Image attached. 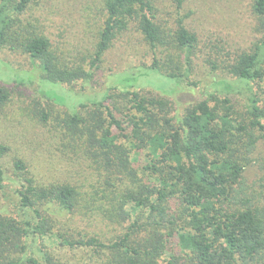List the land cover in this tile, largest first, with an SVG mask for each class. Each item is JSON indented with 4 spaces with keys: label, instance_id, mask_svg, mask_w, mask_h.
Masks as SVG:
<instances>
[{
    "label": "trees",
    "instance_id": "trees-1",
    "mask_svg": "<svg viewBox=\"0 0 264 264\" xmlns=\"http://www.w3.org/2000/svg\"><path fill=\"white\" fill-rule=\"evenodd\" d=\"M29 1L11 5L13 0H0V46L13 37H8L10 13L22 11ZM154 1L105 0L107 18L89 69L58 66L51 42L44 35L16 40L11 45H20L48 80L71 84L80 78L89 79V70L98 66L117 34L131 21L137 22L156 52L168 33L158 23ZM253 12L264 17V0H253ZM171 35L189 65L197 44L196 33L179 17ZM263 57L264 39L230 64L229 73L235 78L219 81L222 88L218 91L224 95L216 99L215 93L210 94L216 105L212 106L209 98L200 99L176 120L167 114V100L139 90H127L133 114L115 101V93H109L105 99L79 104L87 108L85 113L73 109L62 119L60 131L64 129V135L57 131L52 135L60 138L58 149H68L73 161L80 162V155L86 161L94 157L98 161H91L95 169L101 175L108 174L102 187L93 186L88 207L111 215L123 212L129 203L137 206L135 216L125 212L126 231L115 239L104 240L90 231L73 234L68 223L71 218L67 221L62 216L86 207V194L76 183L40 180L21 154L12 161L11 173L0 163V190L10 180L18 199L15 215L0 211V264H73L66 254L63 259L50 248L53 245L72 252L83 249L96 264H161L160 258L172 239L177 240L182 253L171 255L168 264H264V209L245 197L241 156L248 158L243 149L252 152L264 136V107L253 92L245 95L241 106L228 96L244 94L247 80L263 76ZM148 67L161 71L156 57ZM211 67L216 69V63ZM190 73L187 66L182 71L168 69L166 75L177 84L198 87V81L189 79ZM10 96L9 88L0 86V110ZM111 98L112 105L106 103ZM37 111L41 120H49L45 107ZM119 113L123 119L128 118L131 132ZM117 134L131 139L137 149H150L152 155L143 169L157 174L156 182H141L128 150L118 144ZM8 151L10 146L0 143V158Z\"/></svg>",
    "mask_w": 264,
    "mask_h": 264
},
{
    "label": "rangeland",
    "instance_id": "rangeland-1",
    "mask_svg": "<svg viewBox=\"0 0 264 264\" xmlns=\"http://www.w3.org/2000/svg\"><path fill=\"white\" fill-rule=\"evenodd\" d=\"M20 0H13L16 5ZM157 20L168 34L156 52L151 48L137 22L118 33L112 45L105 51L98 66L89 70V79L80 78L73 83L54 82L43 76L42 71L31 60L29 54L20 45L12 47V42L26 41L34 35H44L51 42V51L62 68L81 66L89 69L94 56L100 32L107 18L105 0H31L22 11L11 12L9 42L0 46V86H7L11 92L9 103L0 110V143L10 146V151L0 158V163L8 168L14 158L20 154L30 165V170L40 180H64L76 183L86 194V207H81L73 214L62 218L68 221L73 234L80 231L98 234L104 240L115 239L126 231L128 224L126 213L134 215L137 206L129 203L121 213L104 214L94 207H88L87 200L93 186L102 187L108 174L98 172L94 165L98 161L93 157L73 161L68 149L59 150L61 145L57 134L64 135L60 129L62 119L70 111L85 113L87 108L78 106L93 103L109 93H115V101L129 109L127 90H139L147 96L165 99L168 102V115L181 117L196 101L209 98L210 104L216 105L217 98L224 95L218 91L222 88V78L235 77L229 73V67L239 54L252 51L264 39V17L253 12V0H155ZM183 17L189 30L197 35V44L189 65L183 61L182 53L175 47L172 31L176 20ZM11 41V42H10ZM158 58V71L152 67ZM212 62L217 65L211 67ZM185 66V67H184ZM191 70L189 79L198 81V87H189L185 82L177 84L176 80L166 75L168 69L175 71ZM263 76L247 80L244 94L230 93L231 99L240 106L248 92L256 93L260 105L264 107V57L262 60ZM114 88V89H113ZM124 92V93H123ZM215 93L216 99L210 94ZM54 99H51L50 97ZM119 96V97H118ZM114 100L108 99L111 104ZM46 108L50 113L47 121L41 120L37 110ZM130 114L133 110L129 109ZM241 112V110H240ZM119 116L123 119L122 115ZM127 131L132 125L124 117ZM117 142L129 152V158L135 173L141 182L154 183L158 175L143 169L147 158L152 155L150 149H137L131 139L117 134ZM69 139V138H68ZM243 157L244 175L242 188L245 197L251 203L264 209V136L255 149ZM94 168H89L90 166ZM134 173V174H135ZM107 175V176H106ZM8 186L0 190V211L15 215L17 213V194L15 184L10 180ZM115 189V188H114ZM108 207H112L103 199ZM126 212V213H125ZM58 227L55 228V231ZM177 240L172 239L160 263L168 264L171 255L181 254ZM65 259L66 254L73 264H96L95 258L89 257L85 250H75L53 245Z\"/></svg>",
    "mask_w": 264,
    "mask_h": 264
}]
</instances>
